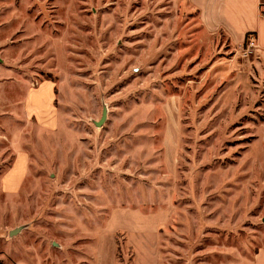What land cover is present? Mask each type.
<instances>
[{
  "label": "rangeland",
  "instance_id": "obj_1",
  "mask_svg": "<svg viewBox=\"0 0 264 264\" xmlns=\"http://www.w3.org/2000/svg\"><path fill=\"white\" fill-rule=\"evenodd\" d=\"M244 44L191 0H0V264H252L264 56Z\"/></svg>",
  "mask_w": 264,
  "mask_h": 264
},
{
  "label": "crops",
  "instance_id": "obj_2",
  "mask_svg": "<svg viewBox=\"0 0 264 264\" xmlns=\"http://www.w3.org/2000/svg\"><path fill=\"white\" fill-rule=\"evenodd\" d=\"M198 11V19L205 31H223L231 43L241 46L247 35L253 34L260 53L264 56V18L260 8L264 0H191ZM45 92L51 99L53 88L43 83L28 94V100ZM27 156L18 153L11 168L2 178L5 192H13L23 182L27 173ZM264 264V250L254 255L252 264Z\"/></svg>",
  "mask_w": 264,
  "mask_h": 264
},
{
  "label": "built area",
  "instance_id": "obj_3",
  "mask_svg": "<svg viewBox=\"0 0 264 264\" xmlns=\"http://www.w3.org/2000/svg\"><path fill=\"white\" fill-rule=\"evenodd\" d=\"M261 16L264 18V4L260 8ZM245 48L243 49L244 54L253 55L254 53H259L260 49L256 43V39L253 34L247 35L245 38Z\"/></svg>",
  "mask_w": 264,
  "mask_h": 264
}]
</instances>
